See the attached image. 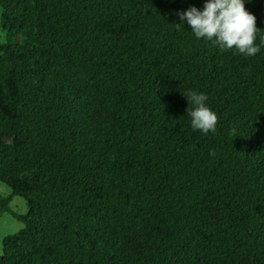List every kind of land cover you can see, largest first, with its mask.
<instances>
[{"label": "trees", "instance_id": "16d2710c", "mask_svg": "<svg viewBox=\"0 0 264 264\" xmlns=\"http://www.w3.org/2000/svg\"><path fill=\"white\" fill-rule=\"evenodd\" d=\"M206 2L0 0V264H264V0L251 57L180 24Z\"/></svg>", "mask_w": 264, "mask_h": 264}, {"label": "clouds", "instance_id": "9594fccd", "mask_svg": "<svg viewBox=\"0 0 264 264\" xmlns=\"http://www.w3.org/2000/svg\"><path fill=\"white\" fill-rule=\"evenodd\" d=\"M178 15L180 24L186 21L198 38L214 40L221 48H236L239 53L248 57L260 50L255 45L256 17L245 9V0H207L203 11L191 7ZM182 95L189 105L196 106L187 113L192 118V128L202 130L205 134L215 132L218 117L206 106L207 96L192 91ZM210 155H214V152H210Z\"/></svg>", "mask_w": 264, "mask_h": 264}, {"label": "rangeland", "instance_id": "374dc122", "mask_svg": "<svg viewBox=\"0 0 264 264\" xmlns=\"http://www.w3.org/2000/svg\"><path fill=\"white\" fill-rule=\"evenodd\" d=\"M2 8L0 7V22ZM19 38L25 37V34H20ZM6 40V34L1 29L0 24V43ZM12 192L11 188L0 181V195H8ZM10 207L13 211L19 214H27L28 206L26 200L18 195H15L10 202ZM24 227V224L18 221L10 212H5L0 215V254L3 249V240L6 236L19 232Z\"/></svg>", "mask_w": 264, "mask_h": 264}]
</instances>
